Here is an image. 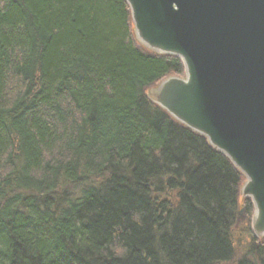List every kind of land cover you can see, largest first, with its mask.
Returning a JSON list of instances; mask_svg holds the SVG:
<instances>
[{
    "label": "trees",
    "instance_id": "obj_1",
    "mask_svg": "<svg viewBox=\"0 0 264 264\" xmlns=\"http://www.w3.org/2000/svg\"><path fill=\"white\" fill-rule=\"evenodd\" d=\"M182 74L124 0H0V264H264L242 175L145 95Z\"/></svg>",
    "mask_w": 264,
    "mask_h": 264
},
{
    "label": "water",
    "instance_id": "obj_2",
    "mask_svg": "<svg viewBox=\"0 0 264 264\" xmlns=\"http://www.w3.org/2000/svg\"><path fill=\"white\" fill-rule=\"evenodd\" d=\"M136 40L178 58L153 103L203 136L244 176L264 241V0H124Z\"/></svg>",
    "mask_w": 264,
    "mask_h": 264
},
{
    "label": "rangeland",
    "instance_id": "obj_3",
    "mask_svg": "<svg viewBox=\"0 0 264 264\" xmlns=\"http://www.w3.org/2000/svg\"><path fill=\"white\" fill-rule=\"evenodd\" d=\"M133 35H134V32H133ZM134 39L140 48L149 51L144 45H142L141 43H139L136 40L135 36H134ZM149 52L153 53L151 51H149ZM153 54H156V53H153ZM156 55H160V54H156ZM171 77L184 78V69H183V74L181 76H171ZM166 79L167 78L163 79L162 81H160L159 83H157L154 86L149 87L145 91L146 97L152 103H153V95H152L153 90L155 88H157L159 85H161L163 83V81H165ZM153 104H155V103H153ZM245 182H246V179L242 175V180H241V183L239 186V196H238V200H237L236 222H235V226L233 227L232 232H231V234H232L231 239L233 241V247L235 250L236 259H239L243 255L245 248L248 246V244L250 242L248 230L250 231L251 235L254 238H256L252 234V231H251V220H252L253 215H254V207H253L249 198H245L242 196V188H243ZM256 239H260V238H256ZM230 264H234V263L232 262Z\"/></svg>",
    "mask_w": 264,
    "mask_h": 264
}]
</instances>
